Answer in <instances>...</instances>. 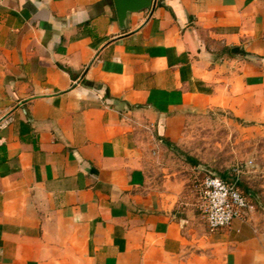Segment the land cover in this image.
I'll return each instance as SVG.
<instances>
[{
    "label": "crops",
    "instance_id": "crops-1",
    "mask_svg": "<svg viewBox=\"0 0 264 264\" xmlns=\"http://www.w3.org/2000/svg\"><path fill=\"white\" fill-rule=\"evenodd\" d=\"M211 107L264 125V0H0V264H264L155 163Z\"/></svg>",
    "mask_w": 264,
    "mask_h": 264
},
{
    "label": "rangeland",
    "instance_id": "rangeland-1",
    "mask_svg": "<svg viewBox=\"0 0 264 264\" xmlns=\"http://www.w3.org/2000/svg\"><path fill=\"white\" fill-rule=\"evenodd\" d=\"M173 136L168 139L172 147L153 146L155 163L165 168L161 173L173 172L181 178V199L200 218L195 185L211 174L230 178L237 173L259 202L251 195L248 199L264 212V125H252L227 110L211 107L187 113Z\"/></svg>",
    "mask_w": 264,
    "mask_h": 264
},
{
    "label": "built area",
    "instance_id": "built-area-1",
    "mask_svg": "<svg viewBox=\"0 0 264 264\" xmlns=\"http://www.w3.org/2000/svg\"><path fill=\"white\" fill-rule=\"evenodd\" d=\"M231 176L206 175L195 185L198 209L210 232L226 228L233 220L244 219L255 210V204L237 185V173Z\"/></svg>",
    "mask_w": 264,
    "mask_h": 264
},
{
    "label": "water",
    "instance_id": "water-1",
    "mask_svg": "<svg viewBox=\"0 0 264 264\" xmlns=\"http://www.w3.org/2000/svg\"><path fill=\"white\" fill-rule=\"evenodd\" d=\"M117 13L118 21L123 25L125 18L129 12L139 11L148 7H154L156 0H113ZM239 48L235 47L232 51L236 52ZM256 202H259L257 194L253 191H249Z\"/></svg>",
    "mask_w": 264,
    "mask_h": 264
},
{
    "label": "trees",
    "instance_id": "trees-1",
    "mask_svg": "<svg viewBox=\"0 0 264 264\" xmlns=\"http://www.w3.org/2000/svg\"><path fill=\"white\" fill-rule=\"evenodd\" d=\"M166 143L167 144H169V145H171V146H173L171 143H169V142H167L166 141ZM190 159V158H189ZM220 176H222V177H227L226 175H224V174H220ZM237 185H238V187L243 191V193L247 196V197H250L249 196V194H248V191H249V189L248 188H246L239 180H238V182H237Z\"/></svg>",
    "mask_w": 264,
    "mask_h": 264
}]
</instances>
